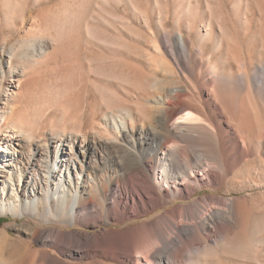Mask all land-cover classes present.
Returning a JSON list of instances; mask_svg holds the SVG:
<instances>
[{
	"label": "bare ground",
	"instance_id": "6f19581e",
	"mask_svg": "<svg viewBox=\"0 0 264 264\" xmlns=\"http://www.w3.org/2000/svg\"><path fill=\"white\" fill-rule=\"evenodd\" d=\"M49 1L33 0L34 7ZM148 5L140 0H61L30 20L28 0L4 1L3 21L23 36L11 47L4 43L5 65L0 56V216L43 217L58 226L31 230L33 242L52 248L40 251L13 242L9 226L0 229V264H75L67 259L97 257L118 264H264V195L179 203L204 188L221 187L237 164L242 170L234 172L231 183L264 190L263 170L252 168L263 163L264 123L236 89L244 82L264 87V60L252 70L241 59L223 0H149ZM121 6L127 14L114 12ZM231 7L244 29L247 1L232 0ZM99 23L123 39L107 34ZM249 40L264 52V27L250 33ZM94 48L140 61L152 73L103 54L85 55ZM47 55L62 56L60 64L75 70L78 81L39 100L26 93L33 78L17 71L14 61L32 70ZM179 56L197 69H181ZM90 74L118 83L127 95L143 97L132 104L93 81L97 104L105 110L92 133L83 134L85 91L72 98L76 106L71 110L65 106L69 93L85 86ZM9 86L19 91L10 93ZM60 109L64 125L75 120L73 132L63 134L56 124ZM102 122L111 130L100 127ZM100 144L123 152L122 162L118 157L113 161L124 164L120 178L107 176L109 163H102ZM192 150V161L180 159ZM177 159L182 173H173ZM206 201L215 206L204 207ZM170 205L132 226L88 234L86 252L65 250L69 243L78 249L85 241L68 228L120 225Z\"/></svg>",
	"mask_w": 264,
	"mask_h": 264
},
{
	"label": "rangeland",
	"instance_id": "374dc122",
	"mask_svg": "<svg viewBox=\"0 0 264 264\" xmlns=\"http://www.w3.org/2000/svg\"><path fill=\"white\" fill-rule=\"evenodd\" d=\"M4 1L5 0H0V56H1V61L3 62V64L5 65L8 61L9 55L7 53V51H3V47H4V43L6 41H8V47H11L13 44H16L19 42L21 36H23V31L20 29H13L8 23L4 22L2 19L3 13L6 12L5 8H4ZM142 2V4L144 5V7H149L148 5V1L149 0H140ZM225 3V8H224V12L227 15L228 19H229V23H230V27L232 28L236 38H237V52L240 55L241 59L248 65L249 68H251L252 70H256L257 69V64H259L262 60H264V52L262 50L257 51V41L255 40H249V34L256 32L257 30L261 29L262 27H264V1L261 2L262 3V10L261 12L258 9V3H260V0H246L248 5H249V9H248V23L247 25L244 27V29H242L241 25H239L236 22V17H237V13L232 9V0H223ZM61 2V0H52L49 2H42L41 5H38L37 8L34 7V3L33 0H28V5L31 8V13L29 15V19H34L35 17H37L38 15L40 16L43 12L47 11L48 9L51 8H55L56 6H58V4ZM60 9V6L58 7V10ZM123 11H125L124 7L121 6V9L119 10H115L114 12L118 15H123ZM126 13V11H125ZM98 14V9L95 8L94 10V16L93 19H96V15ZM127 14V13H126ZM18 25V21L16 22ZM99 27L101 28V30H103L104 32H106L109 35H112L113 37H119L122 38L121 36H117L118 33H115V31L111 28L106 26L103 23H99ZM185 37H187V35H185ZM134 45H138L137 43H133ZM52 49V48H50ZM210 51L209 47L206 49V52L208 53ZM2 53V54H1ZM96 54H103L104 56H107L109 58H115V59H119V60H123L125 62L128 63H132L135 64L137 66L142 67V69L147 73V74H151L152 73V68L150 67H146L144 64H141L140 61H137L135 59H129L126 56H122L121 54L118 55H112L109 54L107 52H104L103 50H100L98 48H94L93 52H88L85 53V55H89L90 56H95ZM44 60H42L43 62H41L40 64H37L35 66L32 67V70L29 69V67L24 64V63H19V60H15L14 61V67L16 66H20L17 71H22L24 70L26 73V77L28 78H33V80L31 81L30 85L25 89L26 93H30V94H34L35 97L39 98V100L41 99V95H49L52 94L53 91H55V89H65L66 86L70 85V84H77V74L75 72V70L70 69L69 68L63 66V64H60L61 62L63 63V57L61 56L60 58L57 56L56 58H48L46 56H43ZM42 58V59H43ZM75 58H77L75 56ZM47 59V60H46ZM56 61H55V60ZM179 60L181 62V69L183 70H187L188 68L191 69H197V66L195 64H193L192 66H190L185 59L183 58V56H179ZM49 61V62H48ZM51 61V62H50ZM57 63H54V62ZM60 64V65H59ZM59 65V66H58ZM58 66V67H57ZM62 66V67H60ZM54 69H53V68ZM29 69V70H27ZM63 69V70H62ZM99 78V79H98ZM96 77V75L94 74H90L89 75V80L88 83L85 84V86H79L78 88H76L75 90L71 91L72 94L69 93V96H67V100L71 99L69 103H67V105L65 107H67V110H71V108H73L74 106H76V101H74L73 104V99L74 97L77 96V93L80 94L81 91H85V93L87 94V103H88V107H87V112H86V118H85V124L83 126V134H89L92 133V127L94 122H99L101 119V111L104 109V106L102 105H98L97 102L99 101L98 99V94L94 91V87L91 84L93 81H97L102 85H108L109 87H112L113 89H115L119 95L121 96V98L123 100L128 101L129 103H135L136 100H141L142 99V95L139 93H135L132 92V96L125 94L123 88L116 82H107L106 80L100 78V77ZM36 82H35V81ZM31 84L33 86H31ZM30 87V88H29ZM237 91L240 94V97H242L244 99L243 103H248L251 108L254 110V113L258 119V121L260 123H264V106L262 103V97L259 94H262L263 98H264V87L262 88H256L254 85H250L248 82H244V83H239L236 87ZM5 90V89H4ZM17 89H15L12 86H9V92H16ZM3 91V90H2ZM19 91V89L17 90ZM76 92V93H75ZM97 94V96L95 94ZM74 94V96H73ZM76 94V95H75ZM73 98V99H72ZM29 107L28 110H33L34 109V104L32 105H28ZM102 106V107H101ZM102 109H101V108ZM22 108V106L20 107ZM25 108V107H23ZM22 108V111H23ZM25 108V110L27 109ZM105 110V109H104ZM61 111V112H60ZM60 111H58L56 113V124H60L63 128V134H68L73 132V129L75 127V120H67L66 121V125L63 124L62 122V110L60 109ZM95 117V118H94ZM98 119V120H96ZM97 122V123H98ZM104 125L100 126L103 129H107L108 131L111 130L107 127V124L102 122ZM92 135V134H91ZM111 138H114L111 136ZM101 141V140H100ZM123 141H121L122 143ZM111 147V148H110ZM131 149V146L128 145H123L124 150L127 149ZM97 149L100 151V154L103 157L102 163L103 162H108V170H107V176L115 179V178H120L118 177V175L120 173L123 172V170H125L124 168V164L121 165V163L119 165L114 164V160H117L118 158H120L119 161L122 162V157H123V152H121L118 148L112 147L111 144H100ZM53 150V149H52ZM190 152V153H189ZM189 152H185L186 155H181L180 159L183 158H187L189 157V159L192 161L193 157L196 156V152L194 150L189 151ZM120 153V154H119ZM0 154H3L0 152ZM118 157V158H117ZM263 159V163L261 164H254L252 165L253 169H258V170H263L264 173V156H262ZM111 161V162H110ZM125 161V160H124ZM184 170L183 168V164H181V162L177 159L176 160V166L173 169V173H182V171ZM242 170V166L237 164L234 167V171L232 175H229L226 179V183L222 184L221 187H219L218 189H211V188H204L200 193H198L197 195L193 196L190 200L188 201H184V202H179L180 204H184V205H188V204H194L197 202H201L204 199H206V197H211V196H215V197H220L223 199H231L234 197H240L243 195H252L253 197H257L259 195H264V190H252V191H248V190H244L242 188H239L237 184L235 183H231V181H235L233 179L234 176V172L239 173ZM42 173V177L45 174L44 171L41 172ZM133 181H137V178L133 176L132 178ZM116 181V180H115ZM121 181H127V180H121ZM195 201V202H194ZM204 207L208 206L209 209H211V207L215 206L214 204L211 205V207H209L208 202H204ZM171 207L168 206L166 208H161L158 209L156 212L145 216V217H141L138 219H131L130 221L126 222V223H122L120 225H113V226H107L105 224H96V225H84V226H77L74 228H68L69 230H73V233L76 234L78 237L84 239V243L80 244L78 249H76V247L71 243L65 245V250L68 251H83L86 252L88 251V245H89V241L87 239H90L91 237L88 236V234L91 236L93 234H98V233H102L104 232L105 229L108 228H124V227H129L132 226L134 223H140L144 220H148L153 218L155 215H157L158 213H164L167 209H169ZM181 221V220H180ZM39 223V224H38ZM192 223V222H189ZM59 224V223H58ZM9 226V227H8ZM58 225L55 224L54 222H49L47 219L43 218V217H36V218H15L14 216L7 214V215H2L0 216V229H3L5 227H8V231L12 237L13 242H18L16 243L17 245H21V246H30V244H32L34 246V250L36 251H40L43 249H49L52 250L51 247L49 246H43L39 243L33 242L32 239V231L34 230L33 228H49V227H57ZM175 231H170V236H175ZM87 236V237H86ZM85 237V238H84ZM50 240H54L53 238ZM24 244V245H23ZM64 260H66L65 258H63ZM95 260H102L105 263H111V264H118L115 263L113 261L110 260H105L103 258H93L90 260H80V259H76V260H69L67 259V261H70L72 263L75 264H91L93 261ZM81 262V263H80Z\"/></svg>",
	"mask_w": 264,
	"mask_h": 264
}]
</instances>
